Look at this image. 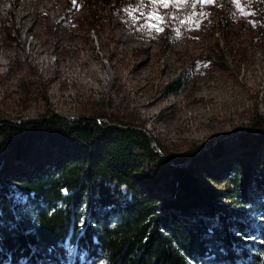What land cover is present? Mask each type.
I'll return each mask as SVG.
<instances>
[{"label": "rangeland", "instance_id": "1", "mask_svg": "<svg viewBox=\"0 0 264 264\" xmlns=\"http://www.w3.org/2000/svg\"><path fill=\"white\" fill-rule=\"evenodd\" d=\"M64 2L0 0L1 119L129 125L181 166L221 144L216 177H200L228 188L237 135L264 120V0ZM66 11L55 32L41 22ZM247 164L254 177L257 159Z\"/></svg>", "mask_w": 264, "mask_h": 264}, {"label": "trees", "instance_id": "2", "mask_svg": "<svg viewBox=\"0 0 264 264\" xmlns=\"http://www.w3.org/2000/svg\"><path fill=\"white\" fill-rule=\"evenodd\" d=\"M249 129L220 189L200 175L221 144L181 166L129 125L0 117V264H264V120Z\"/></svg>", "mask_w": 264, "mask_h": 264}, {"label": "water", "instance_id": "3", "mask_svg": "<svg viewBox=\"0 0 264 264\" xmlns=\"http://www.w3.org/2000/svg\"><path fill=\"white\" fill-rule=\"evenodd\" d=\"M29 118H27V117H25V118H23V120H28ZM18 123V122H17ZM245 131H249V130H245ZM236 133H238V132H236ZM256 133H263V131H259V132H256ZM145 134L149 137V135L145 132ZM149 139H150V142H151V144H153L155 147H156V150L159 152V153H161L160 151H159V149H158V147H157V145H156V143L149 137ZM164 158H166V157H164ZM170 163H172V164H174L172 161H169Z\"/></svg>", "mask_w": 264, "mask_h": 264}, {"label": "snow or ice", "instance_id": "4", "mask_svg": "<svg viewBox=\"0 0 264 264\" xmlns=\"http://www.w3.org/2000/svg\"><path fill=\"white\" fill-rule=\"evenodd\" d=\"M211 2V0H201V3H210ZM166 6V5H165ZM63 194L64 195H68V192H67V189H64L63 190Z\"/></svg>", "mask_w": 264, "mask_h": 264}, {"label": "bare ground", "instance_id": "5", "mask_svg": "<svg viewBox=\"0 0 264 264\" xmlns=\"http://www.w3.org/2000/svg\"><path fill=\"white\" fill-rule=\"evenodd\" d=\"M19 121H21V120H19ZM19 123V122H18ZM116 126V125H115ZM244 132V131H243ZM160 151V150H159ZM161 152V151H160ZM161 154V156L164 158L165 156L163 155V153L161 152L160 153ZM164 159H166V160H168L167 158H164ZM169 161V160H168Z\"/></svg>", "mask_w": 264, "mask_h": 264}]
</instances>
